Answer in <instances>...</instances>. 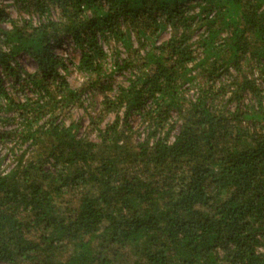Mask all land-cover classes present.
Returning <instances> with one entry per match:
<instances>
[{"label": "trees", "instance_id": "trees-1", "mask_svg": "<svg viewBox=\"0 0 264 264\" xmlns=\"http://www.w3.org/2000/svg\"><path fill=\"white\" fill-rule=\"evenodd\" d=\"M263 74L264 0H0V264H264Z\"/></svg>", "mask_w": 264, "mask_h": 264}, {"label": "rangeland", "instance_id": "rangeland-1", "mask_svg": "<svg viewBox=\"0 0 264 264\" xmlns=\"http://www.w3.org/2000/svg\"><path fill=\"white\" fill-rule=\"evenodd\" d=\"M10 11L13 13L14 16H16L15 8L13 6L10 7ZM166 37H168L167 33L165 34L164 38H166ZM71 45H72V42L68 38L64 42L63 48H61V49L58 48L57 52L59 54H61L62 56H65V57H67L68 55L70 56V54H74L75 57L76 56L78 57L79 56L78 52L73 51V48H72ZM21 64L24 67H26L27 69H30V70H33V69L36 68V64L29 57H23L21 59ZM70 78H74L75 79L74 80V84L75 85H77V84L80 85V83H82V81L84 80L82 77L79 76L78 73H76V71L70 74ZM116 79L123 80L122 77H119V78H116ZM263 80H264V74H263V77L260 79V82H262ZM11 81H12L11 78H8V80L6 81V85L9 87V90H11L10 86H9ZM81 114H82L81 110L77 111L76 118H78ZM9 115H12V113H9ZM83 119L85 121H87V119H85V118H83ZM11 126H13V125L3 126V129L10 128ZM6 153H7V149L3 148V150L1 151V155L5 154V161H4V164H3V169L8 171L10 169V167H11L12 159H11V156H9V154H6Z\"/></svg>", "mask_w": 264, "mask_h": 264}]
</instances>
